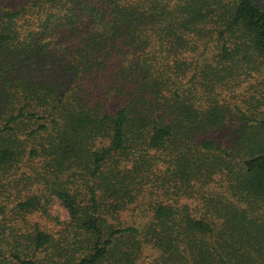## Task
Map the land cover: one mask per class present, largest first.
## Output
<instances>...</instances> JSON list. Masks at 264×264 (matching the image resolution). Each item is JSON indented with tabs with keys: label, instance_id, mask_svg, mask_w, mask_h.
<instances>
[{
	"label": "trees",
	"instance_id": "16d2710c",
	"mask_svg": "<svg viewBox=\"0 0 264 264\" xmlns=\"http://www.w3.org/2000/svg\"><path fill=\"white\" fill-rule=\"evenodd\" d=\"M0 264H264V0H0Z\"/></svg>",
	"mask_w": 264,
	"mask_h": 264
},
{
	"label": "rangeland",
	"instance_id": "374dc122",
	"mask_svg": "<svg viewBox=\"0 0 264 264\" xmlns=\"http://www.w3.org/2000/svg\"><path fill=\"white\" fill-rule=\"evenodd\" d=\"M51 213L58 214V216L63 220L66 219V213L59 203H54L50 208ZM57 212V213H56ZM47 227H52L50 223H46Z\"/></svg>",
	"mask_w": 264,
	"mask_h": 264
}]
</instances>
